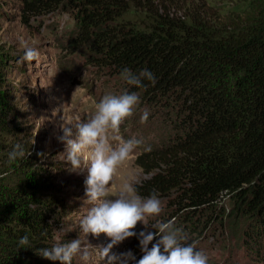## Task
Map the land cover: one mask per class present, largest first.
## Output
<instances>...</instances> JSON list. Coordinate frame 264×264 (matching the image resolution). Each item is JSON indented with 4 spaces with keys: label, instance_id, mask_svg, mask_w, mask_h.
Here are the masks:
<instances>
[{
    "label": "trees",
    "instance_id": "obj_1",
    "mask_svg": "<svg viewBox=\"0 0 264 264\" xmlns=\"http://www.w3.org/2000/svg\"><path fill=\"white\" fill-rule=\"evenodd\" d=\"M244 1L247 8L220 25L177 22L163 11L126 18L125 0H23V14L29 21L58 8L74 12L67 51L85 49L87 65L119 76L126 67L152 71L154 85L129 87L153 105L180 98L168 107L176 114L173 106L184 104L181 117L171 120L175 132L136 158L149 175L135 184L138 194L170 199L175 227L194 240L228 217L245 218L236 227L250 258L264 264V0ZM10 55L0 47V88L9 85ZM12 100L7 88L0 92V137L24 131L11 118ZM14 145H5L8 154ZM8 154L0 161L1 174L12 172L11 180H0V264H54L40 251L58 243L53 224L62 202L46 195L51 182L41 165L29 156L9 164ZM226 197L231 208L224 207ZM23 236L30 248L19 244Z\"/></svg>",
    "mask_w": 264,
    "mask_h": 264
},
{
    "label": "rangeland",
    "instance_id": "obj_2",
    "mask_svg": "<svg viewBox=\"0 0 264 264\" xmlns=\"http://www.w3.org/2000/svg\"><path fill=\"white\" fill-rule=\"evenodd\" d=\"M125 1L130 3L126 18L147 19L163 11L177 22L191 23L195 18H199L218 25L247 8L244 0ZM23 8V0H0V47L7 49L11 54L9 58L5 56L9 63L5 69L6 84L9 85L0 88V92L5 93V88L10 92L13 99L11 118L24 127L22 133L16 132L0 137L2 158L0 161L7 157L5 145L9 142L21 144L23 148L27 146L25 156H29L36 166L41 165L42 176L51 182V189L46 190V195L62 202L57 206L60 219H55L53 224L55 239L58 243H67L76 238L85 240L79 221L91 207L85 198L84 180L87 170L76 173L67 169L70 165L66 161V146L58 137L63 135L64 124L74 123L77 119H87L93 115L95 104L104 95L109 93L119 95L125 90H131L121 76L112 74L109 70L104 71L87 65L83 58L85 49L74 53L66 50L64 46L66 37L76 27L74 12L58 8L36 18L28 16L29 21H25ZM25 45L39 51L38 60L33 62L23 60ZM138 95L140 104L134 110V114L121 125L120 135L124 139H140L142 143L135 149L133 157L118 169L114 181L109 185L110 195L114 194L125 181L135 186L148 178L149 175L136 161L138 154L145 148L159 146L167 141L172 131L175 132V123L172 124L171 120L176 122L183 111L184 104L183 102L181 104L180 98L176 96L169 98L167 95V98L162 97V101L165 100L162 105L161 103L153 105L145 98L142 99L141 94ZM178 100L180 101L176 107L172 105L176 109L175 114L168 107ZM145 110L149 111V118L147 122L141 123V115ZM67 126L72 127L71 124ZM75 131L73 128V138ZM8 163L11 164L9 160ZM11 173L0 172V180H11ZM42 192L44 194L45 191ZM159 199L162 203V212L159 216L147 217L149 222L147 229L142 222H138L135 229L137 234L140 231L155 232L156 229L152 228L151 224L158 221L176 222L173 216L175 210L170 209L171 200L161 196ZM223 199L224 207L231 208L232 201L227 197ZM240 219L228 217L222 227L211 225L204 235L196 240L193 239L195 235L191 236L188 233L184 235L187 236L188 243L195 244L196 249L208 257V264H257L254 262L255 259L250 258L241 237V230L236 227L242 226L243 223L246 225L248 221L245 218ZM62 238L65 242L61 240ZM158 239L159 237H156L152 243ZM87 240L93 247L110 242V238L103 233L98 238L89 234ZM128 250L133 252L137 260L143 256L137 236L126 239L112 249L116 254ZM53 263L60 264L59 261ZM72 264L84 262L76 256ZM90 264H98L95 255Z\"/></svg>",
    "mask_w": 264,
    "mask_h": 264
},
{
    "label": "clouds",
    "instance_id": "obj_3",
    "mask_svg": "<svg viewBox=\"0 0 264 264\" xmlns=\"http://www.w3.org/2000/svg\"><path fill=\"white\" fill-rule=\"evenodd\" d=\"M39 57L38 50L25 45L24 61L33 62ZM120 75L128 85L138 88L146 87L144 80L153 85L156 83L154 73L148 69L137 73L126 67ZM139 104L137 92L125 90L119 95L109 93L95 104V113L89 118L77 119L62 126L63 135L58 140L66 146V161L70 165L67 169L76 173L87 170L85 198L91 207L79 221L86 239L76 238L67 243H56L51 248H42V257L59 261L60 264H72L76 256L84 264H90L94 255L98 258V264H208V257L197 250L195 244L187 242V236L182 229L175 227L173 220L151 224L155 232L140 231L137 234L135 229L138 222H142L147 229V217L159 216L163 210L156 191L145 198L138 194L131 182L125 181L110 195L109 185L114 181L118 169L133 157L135 149L142 143L140 139H124L120 135L121 125L134 114ZM148 118L149 111L145 110L141 123L147 122ZM69 124L72 127H68ZM73 128L76 130L74 138ZM25 155L23 146L16 144L8 157L10 162H14ZM102 233L110 238V242L93 247L87 236L91 234L98 238ZM134 236L138 237L143 252L139 260L131 250L119 254L112 251L114 246ZM156 237L159 239L152 243ZM19 244L21 247L29 245L28 236L21 237Z\"/></svg>",
    "mask_w": 264,
    "mask_h": 264
}]
</instances>
